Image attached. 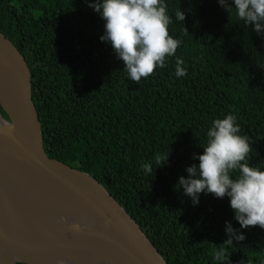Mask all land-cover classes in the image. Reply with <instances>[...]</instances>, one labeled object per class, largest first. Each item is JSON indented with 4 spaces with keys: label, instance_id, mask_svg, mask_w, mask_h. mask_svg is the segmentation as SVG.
Listing matches in <instances>:
<instances>
[{
    "label": "trees",
    "instance_id": "trees-1",
    "mask_svg": "<svg viewBox=\"0 0 264 264\" xmlns=\"http://www.w3.org/2000/svg\"><path fill=\"white\" fill-rule=\"evenodd\" d=\"M92 2L0 0V33L31 71L45 153L102 184L168 264H221L214 253L228 238L226 221L245 239L233 241L225 264H264V229L242 228L229 197L201 192L193 204L178 185L198 166L212 122L227 114L250 138L247 162L264 170V32L218 0H164L180 47L136 83L101 41L105 21ZM178 58L186 76H176Z\"/></svg>",
    "mask_w": 264,
    "mask_h": 264
},
{
    "label": "water",
    "instance_id": "water-1",
    "mask_svg": "<svg viewBox=\"0 0 264 264\" xmlns=\"http://www.w3.org/2000/svg\"><path fill=\"white\" fill-rule=\"evenodd\" d=\"M0 107V264H168L102 184L47 156L31 71L2 33Z\"/></svg>",
    "mask_w": 264,
    "mask_h": 264
},
{
    "label": "clouds",
    "instance_id": "clouds-1",
    "mask_svg": "<svg viewBox=\"0 0 264 264\" xmlns=\"http://www.w3.org/2000/svg\"><path fill=\"white\" fill-rule=\"evenodd\" d=\"M231 14L235 10L245 25H254L258 34L264 32V0H218ZM105 21V34L101 41L109 42L117 58L124 62V70L130 79L139 83L165 66L166 57L175 56L181 41L169 34L173 22L164 0H94L89 4ZM175 19L184 22L185 14L175 12ZM184 61L177 59L176 76L187 75L182 67ZM8 118V117H7ZM237 117L227 114L215 119L207 132L203 154L194 155L199 160L186 168L187 178L181 176L178 185L184 194L199 202V194L211 193L217 198H230L234 218L242 228L259 226L264 229V170L247 162L252 144L247 135H240ZM168 155L158 156L156 163L162 166ZM146 174L152 172L149 163L142 164ZM238 175L233 177V173ZM78 227V226H77ZM227 239L217 246L214 260L225 264L233 241H243L245 236L226 221Z\"/></svg>",
    "mask_w": 264,
    "mask_h": 264
},
{
    "label": "bare ground",
    "instance_id": "bare-ground-1",
    "mask_svg": "<svg viewBox=\"0 0 264 264\" xmlns=\"http://www.w3.org/2000/svg\"><path fill=\"white\" fill-rule=\"evenodd\" d=\"M6 122L5 120L3 119V117L0 115V127H5L6 126Z\"/></svg>",
    "mask_w": 264,
    "mask_h": 264
}]
</instances>
